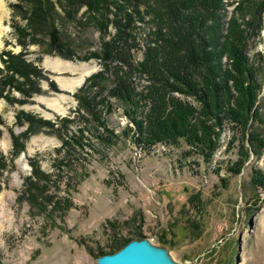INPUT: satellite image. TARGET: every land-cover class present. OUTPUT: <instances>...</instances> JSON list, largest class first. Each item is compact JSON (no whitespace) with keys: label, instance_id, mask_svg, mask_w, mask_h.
<instances>
[{"label":"rangeland","instance_id":"1","mask_svg":"<svg viewBox=\"0 0 264 264\" xmlns=\"http://www.w3.org/2000/svg\"><path fill=\"white\" fill-rule=\"evenodd\" d=\"M6 1L9 14L4 20L0 68L4 67L3 50L24 51L46 77L40 78L41 91L22 103L0 97V264H97L100 248L125 237H148L166 246L177 264H264V187L252 182L254 169L264 172V149L259 155L249 149L239 171L230 173L227 167L238 157L240 141L227 119L223 128L217 129L219 135L206 159L184 137L149 146L135 140L133 127L126 128L128 117L122 106L111 97L114 108L106 116L108 126L120 133L118 140L108 146L89 140L92 146L86 145L88 153L78 154L73 161L77 171L85 173L75 188L67 186L75 180L76 174L67 179V174L73 175L71 170H63L61 180L49 185L58 197L66 196L72 202L65 213L49 214L25 198L19 199L33 159L45 171L57 170L55 148L61 139L40 130L30 134L24 149L13 155V136L25 128V124L15 122L16 112L23 109L50 119L73 113L78 107L74 92L88 75L102 68V63L95 55L81 57L100 47L95 25L63 18L60 8L55 23L62 40L72 49L71 56L60 54L44 33L39 42L22 47L15 27L25 23L17 5L20 1ZM236 3L234 0L226 6L224 19L231 16ZM136 24L138 46L134 53L140 59L152 25L149 14ZM248 47L250 59L260 62L255 51L260 50L264 57V12L260 36L249 38ZM261 61L264 65V59ZM83 65L94 69L74 90L64 89L62 79L81 75L75 66ZM261 74L259 95L264 94V66ZM134 78L137 89H142L146 77L136 74ZM11 94L21 96L18 90ZM62 94L69 95L62 101L63 110L46 101ZM174 95L187 104L199 105L190 95L178 91ZM139 105L146 111L150 102ZM244 142L248 144L247 136Z\"/></svg>","mask_w":264,"mask_h":264},{"label":"trees","instance_id":"2","mask_svg":"<svg viewBox=\"0 0 264 264\" xmlns=\"http://www.w3.org/2000/svg\"><path fill=\"white\" fill-rule=\"evenodd\" d=\"M19 1L25 23L15 27L22 47L39 42L44 33L60 54L71 56L72 49L62 40L55 23L60 8L63 18L95 25L100 47L81 57L95 55L102 63V68L88 75L74 92L78 107L73 113L50 119L23 109L16 112L15 122L25 124V128L13 136V155L24 149L30 134L40 130L61 139L55 148L57 172L41 169L33 159L31 174L25 177L19 199L25 198L49 214L65 213L72 202L66 196L58 197L49 185L61 180L63 170H71L73 175L66 172L67 179L76 176L67 186L75 188L85 173L77 171L73 161L79 158L78 154L88 153L86 145L92 146L89 140H98L104 146L118 140L120 133L108 126L106 116L114 108L111 97L128 117L126 128L133 127L135 140L147 146L184 137L208 159L219 135L217 129H222L227 119L239 133L240 141L238 157L227 167L230 173L239 171L249 149L255 155L264 149V94L259 95L264 57L260 50L255 51L260 62H254L248 53L249 38L260 36L264 0H235L228 19H224L226 6L234 0ZM145 13L152 25L142 57L137 59L136 22ZM47 51L52 52V48ZM2 53L0 97L22 103L39 93L40 78L46 77L41 68L27 59L24 51ZM136 74L146 77L142 89H137ZM12 90H18L21 96H13ZM174 91L192 96L199 105L187 104ZM140 102H150L149 109L142 110ZM245 136L248 144L244 142ZM252 182L264 187L261 169H254ZM129 239L112 240L108 247L98 250V255L115 251Z\"/></svg>","mask_w":264,"mask_h":264},{"label":"water","instance_id":"3","mask_svg":"<svg viewBox=\"0 0 264 264\" xmlns=\"http://www.w3.org/2000/svg\"><path fill=\"white\" fill-rule=\"evenodd\" d=\"M167 252L148 237L131 238L115 251L98 255L97 264H174Z\"/></svg>","mask_w":264,"mask_h":264},{"label":"bare ground","instance_id":"4","mask_svg":"<svg viewBox=\"0 0 264 264\" xmlns=\"http://www.w3.org/2000/svg\"><path fill=\"white\" fill-rule=\"evenodd\" d=\"M9 14V9H8V3L6 0H0V46L3 44V35L6 32V24L4 22L5 17ZM77 70H81L82 73L79 76H74V77H69V78H63V88L67 89L68 91L74 90L79 84L82 83L83 79L85 78L86 74H89L90 71L94 69V66H75ZM69 95L67 94H62L60 98H51V99H46L48 103L55 108L59 110H63V103L62 101L68 98ZM64 102V101H63ZM3 202H6V199L3 198ZM168 254V252H167ZM174 264H177L176 262Z\"/></svg>","mask_w":264,"mask_h":264}]
</instances>
